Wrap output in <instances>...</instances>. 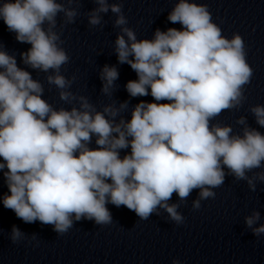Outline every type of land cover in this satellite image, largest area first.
<instances>
[{"label":"clouds","instance_id":"clouds-1","mask_svg":"<svg viewBox=\"0 0 264 264\" xmlns=\"http://www.w3.org/2000/svg\"><path fill=\"white\" fill-rule=\"evenodd\" d=\"M94 2L98 7L88 13L90 26H101V14L109 10L116 15L118 62L137 75L125 85L128 95H151L153 102L141 100L125 119L128 101L98 109L87 96L71 91L77 77L61 72L71 58L62 47V30L56 31L57 17L63 14L61 28L74 24L79 0H67L68 6L58 0L0 2L7 30L31 46L20 54L23 64L48 74L47 84L71 105L57 108L44 99L43 83L0 44V173L8 188L0 197L4 208L24 223L39 221L64 235L82 220L112 224L108 204L124 206L145 221L163 209L171 221L183 224L178 209L188 197L199 190L192 203L199 210L201 201L215 198L214 189L228 175L246 181L255 192L256 182L264 183V134L249 126L245 116L236 120L240 132L213 123L222 112L239 110L247 99L245 85L253 69L243 38L225 37L206 4L178 0L167 19L180 29L157 28L152 39H137L122 3ZM118 78L115 66L104 65L100 79L105 96H112ZM249 111L264 127V105ZM174 194L178 201L169 203ZM259 220L255 210L245 217L257 238L264 235V224L255 226ZM25 237L12 226V243Z\"/></svg>","mask_w":264,"mask_h":264}]
</instances>
